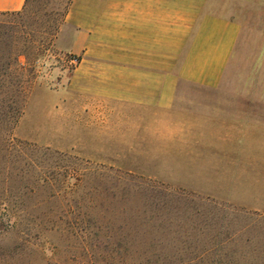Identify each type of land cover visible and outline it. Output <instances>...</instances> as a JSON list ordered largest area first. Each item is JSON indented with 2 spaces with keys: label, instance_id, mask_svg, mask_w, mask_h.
Wrapping results in <instances>:
<instances>
[{
  "label": "rangeland",
  "instance_id": "obj_1",
  "mask_svg": "<svg viewBox=\"0 0 264 264\" xmlns=\"http://www.w3.org/2000/svg\"><path fill=\"white\" fill-rule=\"evenodd\" d=\"M71 2L0 13V67L13 64L0 83L15 81L24 101L15 128L1 131L0 264H264V209L243 205L264 201V145L238 144L237 123L207 125L202 112L144 138L86 139L63 121ZM239 13L250 26L241 55L252 60L264 52V18L257 34L254 9ZM263 68L235 60L219 87L229 96L213 100L236 105L244 90L264 103ZM180 89L181 109L204 110V87ZM175 191L209 200L165 195Z\"/></svg>",
  "mask_w": 264,
  "mask_h": 264
},
{
  "label": "crops",
  "instance_id": "obj_2",
  "mask_svg": "<svg viewBox=\"0 0 264 264\" xmlns=\"http://www.w3.org/2000/svg\"><path fill=\"white\" fill-rule=\"evenodd\" d=\"M26 3L0 0V13L21 11ZM248 8L257 18L254 32L262 33L264 0L238 6L235 0H72L66 21L79 61L61 79L63 121L77 123L79 138L129 139L144 138V131L147 137L167 120L198 123L204 112L207 125L237 123L238 144L264 145V103L257 92L253 103L244 90L236 105L213 100L229 96L219 87L235 60L264 67V52L252 60L241 55L250 26L239 11ZM182 83L204 87L210 98L204 110L181 109ZM243 205L264 209V201Z\"/></svg>",
  "mask_w": 264,
  "mask_h": 264
},
{
  "label": "trees",
  "instance_id": "obj_3",
  "mask_svg": "<svg viewBox=\"0 0 264 264\" xmlns=\"http://www.w3.org/2000/svg\"><path fill=\"white\" fill-rule=\"evenodd\" d=\"M12 66L13 64L10 60L6 65L0 67V69L5 70L7 73L8 71H10ZM20 88L21 86L17 85L15 81H10L8 83H0V140H7V137L3 136V134H1V131H12L23 114L24 101L19 98V94L21 91ZM165 195H169L173 198H176L177 200H209V198L204 197L200 194L187 191L168 192L165 193Z\"/></svg>",
  "mask_w": 264,
  "mask_h": 264
},
{
  "label": "built area",
  "instance_id": "obj_4",
  "mask_svg": "<svg viewBox=\"0 0 264 264\" xmlns=\"http://www.w3.org/2000/svg\"><path fill=\"white\" fill-rule=\"evenodd\" d=\"M69 63L70 64H72V65H76L77 63H78V61H79V58H78V56L77 55H71L70 57H69ZM38 62V61H37Z\"/></svg>",
  "mask_w": 264,
  "mask_h": 264
}]
</instances>
